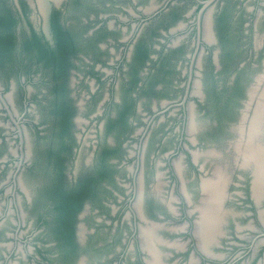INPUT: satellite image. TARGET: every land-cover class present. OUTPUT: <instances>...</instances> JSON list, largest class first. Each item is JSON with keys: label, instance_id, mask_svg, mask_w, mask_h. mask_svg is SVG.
<instances>
[{"label": "flooded vegetation", "instance_id": "af4514ba", "mask_svg": "<svg viewBox=\"0 0 264 264\" xmlns=\"http://www.w3.org/2000/svg\"><path fill=\"white\" fill-rule=\"evenodd\" d=\"M129 1L136 4L133 10L120 8L127 20L103 15L94 0H0V170L14 163L15 155L19 160L11 189L5 178L0 195L11 197L22 219L19 230L30 214L32 230L42 227V245L29 252L36 264H77L83 258L104 264L112 256L120 264H147L155 246L160 263L183 264L188 251L192 264H235L244 256L242 264L251 262L264 246V183L253 194L241 149L264 76L246 94L244 71L262 63L264 0H139L138 7V0ZM133 16H139L138 29L124 34ZM229 71L233 77L225 86L216 83ZM204 82L214 94L204 92ZM252 93L255 102L249 104ZM196 111L216 118L201 136ZM237 117L233 144L226 137L232 138ZM25 123L36 135L31 145L23 136ZM178 133L177 156L167 153L158 161L165 142ZM11 138L18 139L19 152L10 151ZM260 139L264 147V132ZM211 145L212 157L227 146L215 172L210 171L216 160L202 163L193 150ZM185 159L189 170L181 166ZM26 171L33 173L31 185ZM227 172L230 188H242L233 190L231 201L241 207V216L251 217L241 234L230 218L238 212L225 206ZM160 180L169 187L164 197L155 190ZM205 180L223 190L221 221L207 251L195 234L196 222L217 200L203 187ZM111 198L124 201V214H113ZM7 218L0 215L1 251L8 249L1 243ZM142 232L152 239L151 250L142 246ZM219 233L224 236L215 242ZM104 240L125 248L104 250Z\"/></svg>", "mask_w": 264, "mask_h": 264}, {"label": "rangeland", "instance_id": "374dc122", "mask_svg": "<svg viewBox=\"0 0 264 264\" xmlns=\"http://www.w3.org/2000/svg\"><path fill=\"white\" fill-rule=\"evenodd\" d=\"M94 1H95L94 4L96 6L99 5L98 8H100V6H102V11H103L102 14L103 15H105L106 13H109V14L117 13L121 17H125L127 20L130 19L127 12L122 11L120 8L124 7L126 9L133 10L134 9L133 5L136 6V4L131 3L129 0H94ZM150 2H155L157 4H160L162 2V0H149L148 2L146 0H143V3H145V4H149ZM140 3H142V2L139 1V3H137V7L141 5ZM251 3L252 2L250 1L249 5H248L249 7L251 6ZM135 15H138L137 12L135 13ZM109 17H110L109 19H113L112 16H109ZM138 17L133 16V18H131V20L127 22L128 25H127V23H124L122 25L123 27L127 25V29H126L127 31H125L124 34L128 35L129 32L133 31L134 29H138V25H137L139 22ZM261 33L263 35L259 36L258 41H260L261 43L263 42L262 44L264 46V25L261 27ZM244 47H242V48H244ZM119 51H120L119 46L118 47L116 46V52H119ZM240 54L243 55L244 57L248 56L246 54L245 50L240 51ZM260 61H262L261 65H255V67H249V66L245 67L246 71H244V72H245V76L247 77V85H246V90H245L246 94L250 91L252 85L255 83V79L264 73V54L262 55ZM27 72L28 71L24 70L22 72V75L26 76ZM1 76L2 75L0 74V82H1ZM231 77H233V72L229 71V72H227L226 75L222 74L219 79H216V83L219 82V84L225 86L224 81L226 79H230ZM208 85H211V84L210 83L205 84V82H204V85L202 87L204 89V92L208 93L209 95L214 94L212 91V87H209ZM39 86L40 85H37L36 87L38 88ZM17 87H18V83H16V88ZM216 88L218 90L222 89V87H220L219 85H216ZM13 94H14L13 98H14L15 103H17V106L20 107V101L18 99L17 90H15ZM245 102H246V100L244 101V106H245ZM16 109H17V107H16ZM196 113H197V117L195 120L197 121V128H198L199 136H201V132H203V128H206L208 126H213L212 124H214L216 122V118H215L214 114L203 115V117H202V116H200L199 111H196ZM27 118L29 120L31 117L29 116ZM240 120H241V118H239V117H237L234 120V123H233L234 125L232 126L234 129V132H233L232 138L226 137V139H228V142H229V139H231V142H233V144H234V142L237 140V137H238L237 124L239 123ZM5 121H6V119H5ZM168 123L170 125L171 122L167 121L166 125ZM25 125H27L26 131L28 132V134L23 135V136L25 137L24 139H26V140L28 139V141L31 145L33 142L32 140L36 137V135H35L34 129L31 125L26 124V123H25ZM198 133L195 134L196 137H198ZM178 136H180L179 133L176 134L173 137V139H169L168 141L165 142V146L163 147V149L161 148V152L156 157V158H158V161H162V162L165 161L167 153H172V152L176 151V154H174V156H171V158H175L177 156V151L179 149L177 147L178 145H177V139L176 138H178ZM9 142H10V145H9L10 151L11 150L13 151L15 149L16 152H19V149H18L19 141H18V139L11 138V141H9ZM213 148H214V146L211 145V146H206L204 148V150H200V151L193 149V150L197 151V153H199V159L202 160V163H205V161H207V159H209V158L216 160V162H215L216 167L213 168V170H211L210 172H215V169L222 167L223 163L221 161L224 158V156L222 158L220 155L221 154L225 155V150H227V146L223 147V149L218 148L219 150H216L217 152H214L215 155H213V157H212L211 151H213ZM129 149H133V148L130 146ZM150 152L154 153L155 149L150 148ZM229 154H230V152L227 155H229ZM8 156H10V155H8ZM15 156H16V158L14 159V161H15L14 163H9L10 164L9 167L4 166L0 170V184L6 178V180H7L6 181V187H8V189H11L10 187H12L11 178H12L13 173L15 171L14 168H16L15 165L19 161L17 155H15ZM181 166L183 167V169L188 168V170H189V168H190L187 165L186 159L183 163H181ZM207 169L208 168L205 167V171ZM32 174L33 173L31 171H26V172H24L23 175L27 176L26 179H28V178H31ZM227 176H228L227 186H226L225 192H224L225 198L227 197L226 198L227 203L225 206L227 208L236 209V212H238L236 215H232L230 218L233 219L235 222L236 231L240 232V234H241L244 231V230L243 231H241V230L244 229V226L251 220V217L248 215L245 217L241 216V214H239L241 207H238L234 201H231L232 198L234 197L233 190L240 193L242 191V188H237L236 190L234 188H230V182H231L229 179L230 173L227 172ZM121 182H123L124 184L128 183L127 180L121 181ZM164 182L165 181L160 180V182H159L160 186H157V188L155 189L157 195L161 196V197H164L166 195L167 191L169 190V187L167 185L163 184ZM27 184L31 185L30 179H28ZM111 199L109 201V205L111 207L112 206L116 207V211L113 214H115V216H117V217L120 216L121 214H124V212H123V208H124V204H125L124 201L121 200L120 202H114V200L113 199L111 200ZM261 207L264 209V200H263V204ZM0 215H7V217H8L7 221L4 223V230H3L7 236L5 239H3V241H1V243L5 244L8 249H7V251H5L3 249H2V251L0 250V264H36L33 257L29 255V252H30V254H32L31 252L36 248V245H42V241H41V236H42L41 229H42V227L40 226L39 228H35L32 230V227H35V221L32 219V216L34 217V215L30 214L29 216H31V215L32 216H31V218L30 217L28 218V221H26L27 226H22V229L19 230L17 227H19L18 225L22 221V219L20 220L18 218L19 214L17 213V209L15 208L11 197L8 196V198L6 200V198L2 197V195H0ZM99 215L100 214H98L97 216L99 217ZM101 215L103 216L105 214L102 213ZM261 216L264 217V212L262 213ZM107 221H109L108 218H107ZM225 222H227V219L225 220ZM28 225L31 226V229H28L29 228ZM221 228H222V232H225L226 230H228V227L226 225H222ZM123 231H124L123 232L124 233L123 242L127 243L128 234H127L126 230L123 229ZM20 232H23V236H21ZM232 232H231V235H232ZM116 233H117V231H116ZM225 234H226V232H225ZM180 235L181 234H179V237H180ZM176 236H178V235H175V237ZM221 236L222 237L224 236L223 233H221V234L219 233L217 238H215V240L222 238ZM109 239H110V237H109ZM212 241H214V239H212L210 243H212ZM217 241L218 240H216L215 242H217ZM104 242L106 243L107 240H104ZM110 242H107L106 244L104 243L105 244V245H103L104 250L110 251V250H112V248L114 246L119 251L122 250L123 248H125V245H122L119 243L115 245L114 243H110ZM180 242L182 243V241H180ZM197 242H198V240H197ZM198 244H199V242H198ZM208 246H210V248H213L210 244H208ZM208 246H207V249H208ZM211 250H214L216 253H222L223 251H225L223 249L222 250L211 249ZM15 251H16V253H18V255H15ZM188 253H189V251H188ZM188 253L185 254L186 260L181 261L183 264H192V263H190ZM261 255H264V246L260 248V251L258 250L256 252L257 257L252 259L253 261H251V262L249 261L245 264H259V262H260V264H264V259H263V261H261L259 258V256L261 257ZM131 257L133 258L132 254H131ZM243 258L246 259L247 256H244ZM244 259H240V262H236L235 264H242V262H243L242 260H244ZM83 260H84V258L82 259L83 264H100L98 261H93L91 263H89V262L85 263ZM248 260H249V258H248ZM104 264H120V260H119V258H115L112 256V259L105 262ZM121 264H123V262ZM134 264H136V263H134ZM162 264H166V263L162 262Z\"/></svg>", "mask_w": 264, "mask_h": 264}, {"label": "bare ground", "instance_id": "6f19581e", "mask_svg": "<svg viewBox=\"0 0 264 264\" xmlns=\"http://www.w3.org/2000/svg\"><path fill=\"white\" fill-rule=\"evenodd\" d=\"M42 2V1H41ZM42 5V4H41ZM261 81V80H260ZM258 86V85H257ZM258 95V107L254 108V113L250 117L248 130L246 131L245 141L243 143L242 150V166H248L251 169L252 176V186L253 194H258L260 192L261 184L264 183V147L258 141L261 138V134L264 132V84L260 88ZM254 93L250 95L249 104L254 101ZM247 115V114H246ZM244 116V119L246 118ZM261 140V139H260ZM240 149V146H239ZM246 168V167H245ZM210 182L204 181L202 184L204 188L211 192L213 198L217 199L215 201V207L209 211H204L201 218L196 222L195 234L199 239L200 248L207 251V246L211 239H214L215 232L218 231V227L221 221L222 213L220 210L219 203L222 198L223 190L217 189L214 186L209 185ZM262 191V190H261ZM258 196V195H257ZM256 196V197H257ZM261 198V197H260ZM258 199V198H257ZM263 219V218H262ZM148 231V230H146ZM145 232V231H144ZM144 232L141 234L142 246L151 250L152 239L144 236ZM159 251L155 246V252L153 253L154 258L149 261V264H162L159 261ZM209 254V253H208Z\"/></svg>", "mask_w": 264, "mask_h": 264}, {"label": "water", "instance_id": "95a60500", "mask_svg": "<svg viewBox=\"0 0 264 264\" xmlns=\"http://www.w3.org/2000/svg\"><path fill=\"white\" fill-rule=\"evenodd\" d=\"M46 14H48V13H46ZM46 30H48V25H47V24H46ZM263 76H264V73H263ZM244 110H245V111L247 110L246 106H245V109H244ZM244 110H243V111H244ZM245 111H244V112H245ZM77 264H83V263H82V261H79ZM147 264H149V263H147Z\"/></svg>", "mask_w": 264, "mask_h": 264}]
</instances>
